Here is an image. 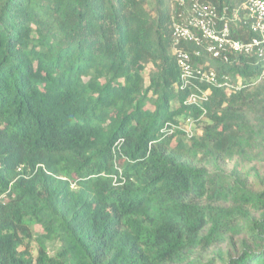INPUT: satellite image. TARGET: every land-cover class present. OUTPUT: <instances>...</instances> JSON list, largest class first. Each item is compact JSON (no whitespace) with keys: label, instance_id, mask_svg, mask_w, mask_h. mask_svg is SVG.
Listing matches in <instances>:
<instances>
[{"label":"trees","instance_id":"1","mask_svg":"<svg viewBox=\"0 0 264 264\" xmlns=\"http://www.w3.org/2000/svg\"><path fill=\"white\" fill-rule=\"evenodd\" d=\"M183 10L0 0V264H264V61L182 43L189 104Z\"/></svg>","mask_w":264,"mask_h":264},{"label":"built area","instance_id":"2","mask_svg":"<svg viewBox=\"0 0 264 264\" xmlns=\"http://www.w3.org/2000/svg\"><path fill=\"white\" fill-rule=\"evenodd\" d=\"M183 6L181 18L173 24L175 55L181 71L183 87L195 88L188 103L201 107L208 94L193 85L197 70L192 56L179 48L182 43L197 46L196 56L207 53L214 59L230 62V54L255 56L264 61V0H241L232 6L219 8L206 0H178ZM244 26L250 36L248 40L237 39L232 31L235 25ZM204 50V52H203ZM201 74V72H198ZM202 80L215 83L214 70L204 72ZM190 123V121H189Z\"/></svg>","mask_w":264,"mask_h":264},{"label":"rangeland","instance_id":"3","mask_svg":"<svg viewBox=\"0 0 264 264\" xmlns=\"http://www.w3.org/2000/svg\"><path fill=\"white\" fill-rule=\"evenodd\" d=\"M251 61L254 62V63H258V62H260V59L256 58V59H253V60H251ZM236 163H237V160H236V159H234V160H232V161H228V162L226 163V165L224 166V168H225L226 170L230 171V170L233 169V167L236 165ZM255 166H256V164H254V163H252V162H247V163L244 164V166H243V169L247 170V173H245V174H248L250 183H252L253 180H254V179L252 178V176H251V174H253V173H252V171H250V170H251L253 167H255ZM36 229H37V231H39V228H38V227H36ZM33 250L35 251L34 253H36V244H35V243H33Z\"/></svg>","mask_w":264,"mask_h":264}]
</instances>
